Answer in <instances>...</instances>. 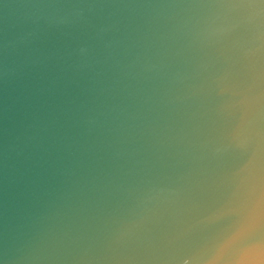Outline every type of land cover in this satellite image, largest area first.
<instances>
[{
	"label": "water",
	"instance_id": "obj_1",
	"mask_svg": "<svg viewBox=\"0 0 264 264\" xmlns=\"http://www.w3.org/2000/svg\"><path fill=\"white\" fill-rule=\"evenodd\" d=\"M0 264H264V0H0Z\"/></svg>",
	"mask_w": 264,
	"mask_h": 264
}]
</instances>
